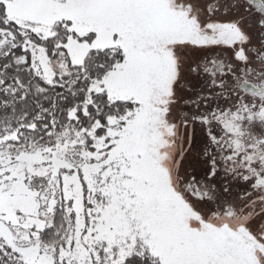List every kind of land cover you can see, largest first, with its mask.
<instances>
[{"label":"snow or ice","instance_id":"1","mask_svg":"<svg viewBox=\"0 0 264 264\" xmlns=\"http://www.w3.org/2000/svg\"><path fill=\"white\" fill-rule=\"evenodd\" d=\"M0 264H264V0H0Z\"/></svg>","mask_w":264,"mask_h":264}]
</instances>
